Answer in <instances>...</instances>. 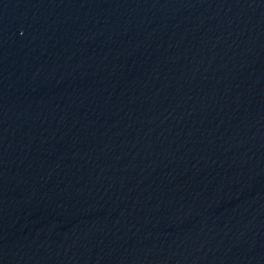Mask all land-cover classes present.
Instances as JSON below:
<instances>
[{
    "label": "water",
    "instance_id": "water-1",
    "mask_svg": "<svg viewBox=\"0 0 264 264\" xmlns=\"http://www.w3.org/2000/svg\"><path fill=\"white\" fill-rule=\"evenodd\" d=\"M0 264H264V0H0Z\"/></svg>",
    "mask_w": 264,
    "mask_h": 264
}]
</instances>
